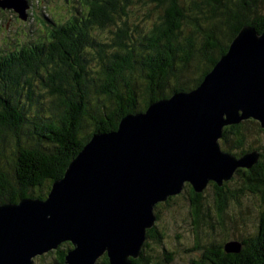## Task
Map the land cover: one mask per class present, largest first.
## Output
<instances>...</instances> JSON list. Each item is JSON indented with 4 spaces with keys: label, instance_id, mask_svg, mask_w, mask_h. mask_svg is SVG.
<instances>
[{
    "label": "trees",
    "instance_id": "trees-1",
    "mask_svg": "<svg viewBox=\"0 0 264 264\" xmlns=\"http://www.w3.org/2000/svg\"><path fill=\"white\" fill-rule=\"evenodd\" d=\"M75 2L78 17L56 25L51 41L37 39L42 47L26 44L0 54V204L45 199L94 134L114 131L126 115L195 89L243 26L264 29V0ZM219 143L235 156L257 150L258 160L221 185L210 181L200 193L184 184L193 233L187 247H166L158 212L183 190L158 202L155 222L130 264H171L180 247L191 256L203 249L191 264H264V129L245 119L224 126ZM247 192L257 202V223L236 233L229 242L240 249L227 253L224 245L235 229L227 222L235 220L226 217L230 205L242 213ZM69 248L62 242L32 264H65ZM96 264L110 263L104 254Z\"/></svg>",
    "mask_w": 264,
    "mask_h": 264
},
{
    "label": "water",
    "instance_id": "water-1",
    "mask_svg": "<svg viewBox=\"0 0 264 264\" xmlns=\"http://www.w3.org/2000/svg\"><path fill=\"white\" fill-rule=\"evenodd\" d=\"M15 2L22 13L26 6ZM249 118L264 129V29L243 26L195 89L94 134L45 199L0 204V264H32L62 242L71 244L65 264H96L104 254L110 264H130L158 202L185 183L200 193L210 181L221 185L237 168L256 163L257 150L235 156L219 143L224 126ZM224 248L238 252L240 244Z\"/></svg>",
    "mask_w": 264,
    "mask_h": 264
},
{
    "label": "rangeland",
    "instance_id": "rangeland-1",
    "mask_svg": "<svg viewBox=\"0 0 264 264\" xmlns=\"http://www.w3.org/2000/svg\"><path fill=\"white\" fill-rule=\"evenodd\" d=\"M39 5L42 6V3H40ZM74 6H77L78 9H81V6L76 3L75 0L70 2L69 4H65L64 0H56V25H63L62 23H65L69 20L73 21L75 15H78V13L73 9ZM0 31V54H2V56H9L11 52L18 47H23L25 44H28V42L38 39L35 35L30 36V34L28 33H26L25 35L19 33L12 35L15 40L11 41V39L7 37L6 33L3 32V30ZM47 31L48 32H44L43 34H48V37H50L52 32L49 29ZM46 40L51 41L50 39ZM245 195L246 196H244V199L246 201L240 205L242 213H240L239 211V206L230 205V217L228 216L226 217V219L227 221H229V218L230 221L235 220L234 223H232V221L227 222L229 224L228 226H231V228L235 229L229 231L230 239L226 240V242H229L234 237H237L238 235H236V233L244 234L249 229L253 228L257 223V213L255 212V203L257 202L253 199L255 197L248 192L247 194L245 193ZM186 200L187 198L185 192V195L182 198L172 200L170 204L161 206L160 210H158L159 216H161L162 218L161 223L166 229L167 236L164 243H166V247L168 249L175 248V246L177 247L178 243H181L182 246L187 247L190 245V240L192 241L191 235L193 233L191 232V228L188 226V222L185 219L186 211H188ZM202 243L204 244V241ZM202 251L203 249L196 250L192 253L195 257H198L202 255ZM174 256V260L173 262H171V264H191V254L181 252V247L180 251L175 253Z\"/></svg>",
    "mask_w": 264,
    "mask_h": 264
},
{
    "label": "flooded vegetation",
    "instance_id": "flooded-vegetation-1",
    "mask_svg": "<svg viewBox=\"0 0 264 264\" xmlns=\"http://www.w3.org/2000/svg\"><path fill=\"white\" fill-rule=\"evenodd\" d=\"M13 1L26 2V9L23 13H20L13 6ZM69 1L72 0H64L65 4ZM40 3H42V6L39 5ZM48 29L52 32L50 35L52 39L55 38L57 34L56 0H0V30H3L11 41L15 40L12 35L19 33L25 35L28 33L30 36L35 35L36 38L44 42L48 39V34L44 35L43 33L48 32ZM42 45L44 43L33 40L28 42L25 47H42Z\"/></svg>",
    "mask_w": 264,
    "mask_h": 264
}]
</instances>
